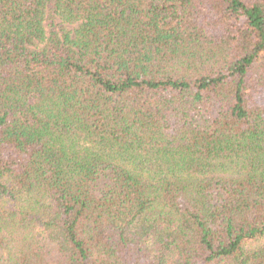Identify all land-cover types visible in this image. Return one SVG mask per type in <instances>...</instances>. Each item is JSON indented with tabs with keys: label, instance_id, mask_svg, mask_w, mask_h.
Wrapping results in <instances>:
<instances>
[{
	"label": "trees",
	"instance_id": "1",
	"mask_svg": "<svg viewBox=\"0 0 264 264\" xmlns=\"http://www.w3.org/2000/svg\"><path fill=\"white\" fill-rule=\"evenodd\" d=\"M0 264H264V0H0Z\"/></svg>",
	"mask_w": 264,
	"mask_h": 264
},
{
	"label": "rangeland",
	"instance_id": "2",
	"mask_svg": "<svg viewBox=\"0 0 264 264\" xmlns=\"http://www.w3.org/2000/svg\"><path fill=\"white\" fill-rule=\"evenodd\" d=\"M68 27H69V28H73L74 26H72V25H68Z\"/></svg>",
	"mask_w": 264,
	"mask_h": 264
}]
</instances>
